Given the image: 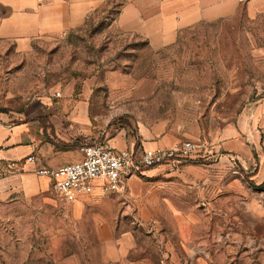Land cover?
<instances>
[{
	"label": "rangeland",
	"instance_id": "374dc122",
	"mask_svg": "<svg viewBox=\"0 0 264 264\" xmlns=\"http://www.w3.org/2000/svg\"><path fill=\"white\" fill-rule=\"evenodd\" d=\"M116 7L27 46L0 39V121L47 102L65 118L83 114L100 141L156 128L174 142L200 138L207 151L78 208L50 181L0 194V264H264V180L221 145L248 142L251 107L264 97V10L198 22L152 48L112 25Z\"/></svg>",
	"mask_w": 264,
	"mask_h": 264
},
{
	"label": "crops",
	"instance_id": "0c3cea01",
	"mask_svg": "<svg viewBox=\"0 0 264 264\" xmlns=\"http://www.w3.org/2000/svg\"><path fill=\"white\" fill-rule=\"evenodd\" d=\"M110 1L0 0V39H11L18 45L27 46L34 38L80 26L89 14ZM115 1L117 7L112 25L122 31L140 35L152 48L174 42L180 30L198 22L230 16L241 8L249 14L264 10V0ZM61 111L56 104L45 102L24 120L0 121V194L7 195L19 188L26 192L38 189L49 180L34 172L37 166L44 164L56 167L76 161L82 157L78 150L80 142L99 139L87 132L89 130L82 121L83 114L71 111L69 118H65ZM68 121H73L75 126ZM248 130V142L236 137L223 141L221 145L248 163L255 178L264 180V97L251 107ZM156 133V128H140L133 135L122 128L110 135L106 133L102 141L118 148L170 146L174 142L168 136ZM135 138L139 141L136 146ZM72 142L75 143L72 147L62 145ZM29 153L35 154V161H24ZM14 160L23 162L15 167L11 165ZM164 164L172 168L182 164V161ZM154 167H147L141 172ZM135 174L127 178L128 186L130 178ZM87 195L97 194L94 191L92 194L79 195L70 203L71 206L78 208L80 201ZM128 246L130 248V241ZM125 250L127 248L123 247L121 254L124 255Z\"/></svg>",
	"mask_w": 264,
	"mask_h": 264
},
{
	"label": "built area",
	"instance_id": "2783aa9c",
	"mask_svg": "<svg viewBox=\"0 0 264 264\" xmlns=\"http://www.w3.org/2000/svg\"><path fill=\"white\" fill-rule=\"evenodd\" d=\"M59 93L56 91L57 95ZM78 150L82 157L76 161L56 167L41 165L34 169L37 175L48 178L56 194L66 203L94 191L102 197L122 193L131 174L139 173L147 167L167 162L176 164L202 155L207 151V144L200 138H188L170 146L118 148L107 141L83 140ZM35 160L33 153L24 158V161ZM21 162L14 160L11 165L16 167Z\"/></svg>",
	"mask_w": 264,
	"mask_h": 264
},
{
	"label": "trees",
	"instance_id": "16d2710c",
	"mask_svg": "<svg viewBox=\"0 0 264 264\" xmlns=\"http://www.w3.org/2000/svg\"><path fill=\"white\" fill-rule=\"evenodd\" d=\"M41 120H44L43 118H42V116H38ZM133 134L135 133V132H132ZM135 135V134H134ZM139 143V141H138V139H136L135 138V146L137 145ZM64 147H72V146H74L75 145V143L74 142H72V143H63L62 144Z\"/></svg>",
	"mask_w": 264,
	"mask_h": 264
}]
</instances>
